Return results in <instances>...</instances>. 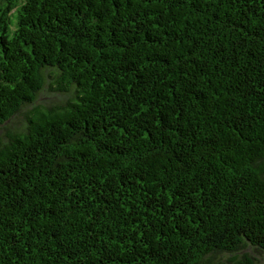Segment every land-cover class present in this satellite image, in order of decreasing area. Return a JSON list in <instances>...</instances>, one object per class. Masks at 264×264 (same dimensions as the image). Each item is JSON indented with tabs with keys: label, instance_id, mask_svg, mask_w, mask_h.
Here are the masks:
<instances>
[{
	"label": "trees",
	"instance_id": "1",
	"mask_svg": "<svg viewBox=\"0 0 264 264\" xmlns=\"http://www.w3.org/2000/svg\"><path fill=\"white\" fill-rule=\"evenodd\" d=\"M24 109L0 264H257L264 0H0V128Z\"/></svg>",
	"mask_w": 264,
	"mask_h": 264
},
{
	"label": "rangeland",
	"instance_id": "2",
	"mask_svg": "<svg viewBox=\"0 0 264 264\" xmlns=\"http://www.w3.org/2000/svg\"><path fill=\"white\" fill-rule=\"evenodd\" d=\"M52 81L53 79H48L45 89L41 92L37 102L35 103L36 105L49 107L63 104L67 100V95L60 94L52 90V88L49 86L50 82ZM27 111V109H24L19 115L14 117L6 127L0 128V140L2 142L6 141L7 132L21 131L25 128ZM245 253H248L251 257H253L257 264H264V251H259L253 248H247ZM226 257L227 256L219 255L217 256V259H224Z\"/></svg>",
	"mask_w": 264,
	"mask_h": 264
}]
</instances>
